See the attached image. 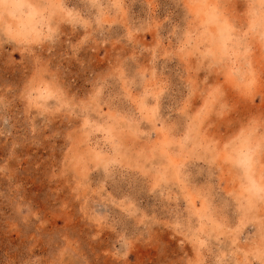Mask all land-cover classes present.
<instances>
[{"label":"rangeland","instance_id":"rangeland-1","mask_svg":"<svg viewBox=\"0 0 264 264\" xmlns=\"http://www.w3.org/2000/svg\"><path fill=\"white\" fill-rule=\"evenodd\" d=\"M250 3L0 0V264H256Z\"/></svg>","mask_w":264,"mask_h":264},{"label":"snow or ice","instance_id":"snow-or-ice-1","mask_svg":"<svg viewBox=\"0 0 264 264\" xmlns=\"http://www.w3.org/2000/svg\"><path fill=\"white\" fill-rule=\"evenodd\" d=\"M259 5L262 10H264V0H259ZM57 7L63 8V5H57ZM249 9H252L255 7V0H253V3L249 4ZM185 8H187V5H185ZM68 15L71 17L73 14L71 12L68 13ZM251 15V13H249ZM262 27H264V14H262L261 18ZM234 30V29H230ZM247 36V33H243L240 37L241 41L245 39ZM251 84H255V74H252V80L250 81ZM216 91H221V89H217ZM254 123V122H252ZM227 147V145H225ZM257 161L254 159L253 156H249L244 160H241L238 162L237 166L242 169L243 171V177L246 183L243 185V188L246 192L250 194V197L253 199L258 200L261 203H264V180L261 182H257L255 179V175L252 171L254 166L256 165ZM260 163L264 165V144L261 145V161ZM255 262L256 264H264V247H261L259 251L255 255ZM190 264H200L198 260H193L190 262ZM251 264V262H250Z\"/></svg>","mask_w":264,"mask_h":264},{"label":"bare ground","instance_id":"bare-ground-1","mask_svg":"<svg viewBox=\"0 0 264 264\" xmlns=\"http://www.w3.org/2000/svg\"><path fill=\"white\" fill-rule=\"evenodd\" d=\"M32 28H33V27H32ZM30 29H31V28H30ZM23 30H24V29H23ZM26 31H27V30H26ZM26 31H25V32H26ZM241 156H244V155H241ZM241 158H242V157H241ZM242 160H243V159H242ZM252 200H253V199H252Z\"/></svg>","mask_w":264,"mask_h":264}]
</instances>
